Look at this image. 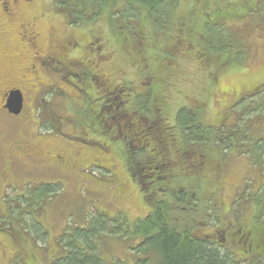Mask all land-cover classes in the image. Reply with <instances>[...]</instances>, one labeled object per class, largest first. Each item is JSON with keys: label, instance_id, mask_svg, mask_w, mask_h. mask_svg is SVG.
I'll list each match as a JSON object with an SVG mask.
<instances>
[{"label": "trees", "instance_id": "trees-1", "mask_svg": "<svg viewBox=\"0 0 264 264\" xmlns=\"http://www.w3.org/2000/svg\"><path fill=\"white\" fill-rule=\"evenodd\" d=\"M56 1V7L61 8L59 15L72 29H83L81 26L92 24L109 13L107 17L120 23L118 34L113 37V49L120 52L126 65L142 72L136 81L119 82L122 72L99 75L100 71L93 73L84 68L87 63H80L84 69L79 74L83 76H78L72 84L79 96L76 105L81 107L75 125L86 129L85 134L93 137L90 142L80 140L98 146L99 137L104 140L105 149L111 145L121 146L127 171L149 209L147 216L134 224L131 238L139 239L135 250L138 258L134 264H239V255L221 240L212 241L192 229L179 228L177 223H172L171 217L180 211L191 212L197 203L203 207L206 200L203 195H198L203 191L201 184L207 181L205 170L213 168V173L219 175L223 151L235 150L239 155L250 156L254 159V167L261 171V176L264 175V127L260 126L264 125V83L245 88L237 95L217 125L205 123L203 119L210 95L218 91L220 77L229 70L239 71L248 59L229 23H245L249 16L256 15L258 0ZM96 32L93 34L100 39L102 33ZM65 41L62 46H52L49 54L56 59L61 55L60 48H65L61 65L56 62L65 69L54 67L58 73L52 74L58 78L57 82L62 75L59 71L67 70L71 64L72 50L81 47L90 55H96L93 50L96 40L92 38L84 47L77 41ZM68 51H71L70 56ZM180 74L200 75L203 92L197 91L196 95H204L195 98L186 95V104L175 105L171 93L175 94L173 88L179 82ZM63 78L67 80L66 75ZM55 82L50 88L57 87ZM50 102L43 98L36 103L49 113L50 127L67 129L59 116H51ZM253 116L257 119H252ZM43 120L40 116L38 123ZM36 135H39L38 131ZM58 162L70 166L65 158ZM254 185L253 182L248 185L250 192L246 201L242 195L247 187L242 192L243 188L240 189L243 194L239 193L235 201L239 206L246 202L254 204L253 220L262 223L258 227L254 222L247 226L245 237L246 241H254L255 248L251 253L264 258V181L256 191ZM55 190L48 189L47 193L52 194ZM26 214L30 212L21 216ZM115 222L110 231L112 234L121 229ZM107 226L101 231L107 228L109 231L110 226ZM124 227L123 233H128V238L132 226L124 224ZM76 228L81 235L83 228ZM83 234L80 239L68 238L69 243L68 236L60 238L62 255L54 264H103L97 249L101 241H93L103 233L96 230L91 236ZM64 252H67L65 256Z\"/></svg>", "mask_w": 264, "mask_h": 264}, {"label": "rangeland", "instance_id": "rangeland-1", "mask_svg": "<svg viewBox=\"0 0 264 264\" xmlns=\"http://www.w3.org/2000/svg\"><path fill=\"white\" fill-rule=\"evenodd\" d=\"M2 3L3 0H0V14ZM56 5V0L28 3L21 0L14 21L8 23L0 15V91L5 83L11 81L19 90L22 89L26 98L24 110L17 117L11 116L0 101V264H54L62 255L60 238L63 235L68 236L67 239H80L83 233L91 236L96 230L103 233L99 236L101 239L94 237L93 240L101 241L97 249L103 264H134L138 258L135 250L139 243L138 238H131L134 224L143 220L149 209L127 171L121 146L111 145L105 149L104 140L99 137H96L98 144L92 142L98 146L80 140L90 142L93 137L85 134L86 129L75 125L81 107L76 105L79 96L72 84L76 83L78 76H83L79 73L86 67L105 76L122 72L119 82L136 81L142 72L126 65L120 52L113 49V37L118 34L119 22L107 17L109 13L92 24L81 26L83 29H72L59 15L61 8ZM256 11L258 13L249 16L245 23H229L248 59L239 71L229 70L220 77L218 91L212 92L209 107L203 112L205 123L217 125L237 95L245 88L264 83V0H258ZM23 22L37 24L40 34L36 40L37 48L21 42L19 28ZM95 30L102 33L100 39L93 34L97 33ZM90 38L96 40V48L93 49L96 55H90L81 47L72 50V55L68 51L71 64L67 70L59 71L62 75L57 82L58 78L52 75L58 73L54 67H64L49 60L51 47L62 46L65 40L80 42L84 47ZM39 51L44 56L42 66L34 54ZM80 63L87 65L79 66ZM32 66H35L36 74ZM64 74L67 80H64ZM180 75L173 88L175 94L171 93V101L175 105L186 104V95L192 98L204 95H196L197 91L203 92L200 75ZM54 81L57 87L52 89L50 85ZM43 98L51 101V116H59L67 129L61 125L63 129L50 127L47 122L49 113L36 103ZM40 116L44 117L43 123H38ZM251 118L257 119L254 116ZM260 126L264 127L263 124ZM61 134L71 137L65 138ZM221 154L219 175L213 173V168L205 170L208 183L201 184L203 191L198 195H203V200H206L203 207L197 203L191 212L175 213L171 221L179 228L192 229L212 241L221 240L239 255V264H264L263 256L251 253L255 248L254 241H246L245 237L247 226L256 223L253 220L254 204L246 202L244 206H239L235 201L240 189L243 188L242 192L247 187L244 195L240 193L246 201L250 192L248 185L253 182L256 191L264 181V175H260L261 171L253 165L254 159L248 155H239L235 150ZM61 158L68 160L70 166L59 163ZM51 188L57 190L48 194L47 190ZM26 211L30 214L21 216ZM113 219L112 223H107ZM104 220L107 222L104 223ZM115 221L121 229L112 234L110 231H113ZM261 223H256V227ZM124 224L132 226L128 238V233H123ZM107 225L110 226L109 231L108 228L101 231ZM76 227L83 228L81 235Z\"/></svg>", "mask_w": 264, "mask_h": 264}, {"label": "flooded vegetation", "instance_id": "flooded-vegetation-1", "mask_svg": "<svg viewBox=\"0 0 264 264\" xmlns=\"http://www.w3.org/2000/svg\"><path fill=\"white\" fill-rule=\"evenodd\" d=\"M20 1L21 0H3V3L1 4L2 13L0 15L2 16V18L4 20H6V22L11 23V21H14L17 18V16H18L17 6L20 4ZM31 1H34V0H25V3L26 2L28 3ZM27 27L29 29H27ZM19 32H20L21 42L27 43V46L33 45V46H35V48H37V41L36 40L40 36V34H38L39 31H37V24L36 23L27 24V22H23V25L20 26V28H19ZM64 49H65L64 47L60 48L59 52H61V55H63L65 57V54L63 52ZM34 54L36 55V58L39 60V64H41V66L44 65V60L42 59V58H44V56H42V51L41 52L39 51V53L36 52ZM39 54H40L41 58L39 57ZM61 55H60V57H58L56 59L51 57V55H49L50 56L49 60L56 61L57 63H59L61 65V63H60V60L62 59ZM32 69H34L33 73L36 74L35 66H32ZM12 83L13 82H11V81H9V83H5L2 86V90L0 91V101H1V103H3V106H5V104L8 100L7 98L10 95V93L14 90H19ZM20 91H22V89ZM23 96L25 98L24 92H23ZM25 101H26V98H25Z\"/></svg>", "mask_w": 264, "mask_h": 264}, {"label": "water", "instance_id": "water-1", "mask_svg": "<svg viewBox=\"0 0 264 264\" xmlns=\"http://www.w3.org/2000/svg\"><path fill=\"white\" fill-rule=\"evenodd\" d=\"M7 99L4 109L7 110L10 115L20 116L25 105L23 92L20 90H14L10 93Z\"/></svg>", "mask_w": 264, "mask_h": 264}]
</instances>
